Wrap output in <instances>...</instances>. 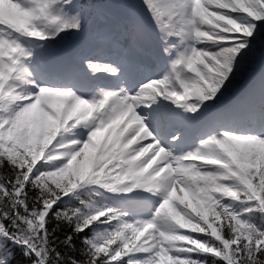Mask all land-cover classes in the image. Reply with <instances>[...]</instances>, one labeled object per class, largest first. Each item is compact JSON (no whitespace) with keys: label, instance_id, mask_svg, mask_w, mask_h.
Wrapping results in <instances>:
<instances>
[{"label":"snow or ice","instance_id":"obj_1","mask_svg":"<svg viewBox=\"0 0 264 264\" xmlns=\"http://www.w3.org/2000/svg\"><path fill=\"white\" fill-rule=\"evenodd\" d=\"M258 45L264 0H0V264H264Z\"/></svg>","mask_w":264,"mask_h":264},{"label":"trees","instance_id":"obj_2","mask_svg":"<svg viewBox=\"0 0 264 264\" xmlns=\"http://www.w3.org/2000/svg\"><path fill=\"white\" fill-rule=\"evenodd\" d=\"M257 52H258V50H257ZM257 59H258V54H257L256 57L254 58V60H253L252 63H255V62L257 61ZM20 260H21V257H20V255H19V252L17 251V252H15L14 257H13L12 260H11V264H17V262L20 261Z\"/></svg>","mask_w":264,"mask_h":264}]
</instances>
